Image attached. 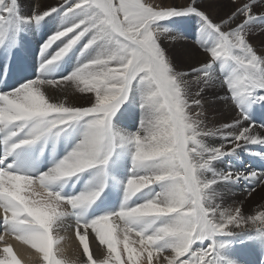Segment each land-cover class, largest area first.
<instances>
[{
  "label": "snow or ice",
  "instance_id": "snow-or-ice-1",
  "mask_svg": "<svg viewBox=\"0 0 264 264\" xmlns=\"http://www.w3.org/2000/svg\"><path fill=\"white\" fill-rule=\"evenodd\" d=\"M257 5L261 6L260 0L233 4L214 20L199 7L198 0L165 8L153 7L146 0H64L61 6H48L24 18L39 23L63 9V15L72 19L41 46V56L46 57L41 72L57 64L85 37L82 54L93 47L97 53L67 77L36 78L0 92V228L41 253L44 264H66L53 251L52 233L70 209L77 215L74 226L83 246V264H97L86 242L89 229L107 248L99 264H141V258L145 264H233L223 254L226 244L217 237L243 229L264 235V210L245 216L239 206H213L210 196L213 186L222 181L243 179L256 186L264 184V172L221 173L213 167L215 161L238 148L264 146V137L251 134L256 123L241 129L249 120L248 108L264 103V51L258 53L249 41L250 26L264 19V11L256 13ZM189 14L201 18V32L213 36L214 43L201 47L206 54L203 61L177 71L160 40L164 35L171 41L182 37L168 36L169 29L160 22ZM15 24L11 4L0 0V45L4 33ZM62 39V46L46 55ZM217 63L222 69L232 66L223 84L237 115L232 123L206 131L191 113L201 102L191 99L190 103L189 85L195 80L207 86ZM58 81L94 94V101L88 107L50 102L42 86ZM134 83L141 89L142 116L137 131L122 132L114 128L112 120L128 100ZM202 91L203 87L196 95ZM76 124L84 129L81 140L47 171L27 174L18 168V158L9 160L18 150L59 137ZM258 126L264 128V124ZM229 129L240 130L234 134ZM217 134L225 143L210 146L205 142V137ZM125 146L132 149V168L120 209L90 221L82 219L83 211L107 186L106 166L114 150ZM251 154L264 159V152ZM89 170L95 175L88 183L94 181L95 187L68 196L54 190L56 183ZM206 173H211V178ZM151 185L160 190L152 192ZM143 189L150 190V198L138 204L130 202ZM3 239L0 235V241ZM0 252V264H22L11 245Z\"/></svg>",
  "mask_w": 264,
  "mask_h": 264
},
{
  "label": "bare ground",
  "instance_id": "bare-ground-1",
  "mask_svg": "<svg viewBox=\"0 0 264 264\" xmlns=\"http://www.w3.org/2000/svg\"><path fill=\"white\" fill-rule=\"evenodd\" d=\"M36 1L37 3H35L36 6H34V9L30 10L29 12L27 11V13L25 10L22 9L23 11H21L22 13L21 16H19L18 13L16 15L15 11L17 10L14 11V14L16 16V24L12 26L11 28H9L6 31V33H4V39L5 37H7V35H11V34L14 36L18 34L20 35L18 38L14 39V42L5 43L0 46V77L12 71L13 73H15V75H17V73H25V72L29 73L30 77L28 79H25L24 82L30 81L36 78H42L45 80H48V79L57 80L61 77H67L69 73L72 72V69L74 67L79 66L80 63L77 64L76 56L81 55L82 59L86 56L87 58H89L88 60H90L97 53V49L93 47V48L88 49L82 54L81 50L83 48V45L87 42V39H88V37H85L80 42H78L70 50V52L62 60H60L57 64L50 66L49 68L41 72L40 66H41L43 59H45L46 57L39 56L36 50L37 48L27 49L25 47L20 46L19 43H17L18 40L24 39L22 41L27 42L26 39L29 38L30 40L29 43L34 44L37 47H41L43 43L49 39L50 36H52L57 31L61 30L63 27L65 28L69 26L72 23V19L70 17H65L63 15V9H61L60 11L54 12L50 16L45 17L39 23L27 22L24 18L32 16L33 11L39 12L42 10H46V6H47L46 3L49 0H36ZM50 1H52V4H54L56 3L57 0H50ZM220 2L226 5L228 4L233 5V4H241L245 2V0H221ZM53 6H58V5H53ZM260 7H263V6H260ZM209 13H212V12H209ZM259 13L260 12H258V14ZM174 30L181 31L178 27H176ZM170 34H175V33H170ZM170 34H168V36ZM193 36L194 35H192V38ZM211 43H214V37L211 36L210 34H205L204 40L200 41L199 44H197L199 45L200 51L196 49V53H197L196 55L194 56L190 55V57L185 58L184 68L188 70L191 66L203 61L206 57V54L201 50V47L203 45L211 44ZM62 44L63 42H60V40L56 41L50 48L51 50L49 52L50 53L55 52L58 47L62 46ZM253 47L255 48L254 44H253ZM182 49L181 51H184V48ZM262 49L263 48H261V51ZM187 51L188 50H186V52ZM231 69L232 68H225L224 72L228 73L229 71H231ZM222 70L223 69L221 68L220 73ZM192 75H195V74H192ZM218 81L219 80L216 75V67H214V78L208 82L207 88H203V91L205 93V94L202 93L203 96L196 95V93L200 90V88L204 86L203 82H196L195 80H193L192 82V84H194V87H195V92L192 95H190V103H191V99H199L201 104L200 106H193V108L191 109V113L194 116V118H197L201 121V128L206 131L215 130L217 128H222L224 124L232 123L233 119L237 115L236 106L230 99L227 87L223 84V81L221 83H219ZM61 82L62 81L58 82L56 85L42 86V91L45 93L46 98H48L50 102L65 103L66 105L76 106V107H88L90 106V101H94V94L82 93L85 97H87L85 100H88V101L84 102L85 101L84 100L83 102H81L80 97H79V91L74 90L73 87H70V86H61L60 85ZM140 102H141V89L139 85L134 83L132 86L131 93L128 97V100L121 106V108L117 111V113L115 114L112 120V124L115 129L117 128V130H120L122 132H125L123 130L125 129L126 132L128 131L129 133L137 131L140 120H141V116H142ZM127 113H134L136 115L130 114L133 117L132 120L131 119L127 120L121 123L122 126L120 125V127H115V123L118 121L119 114H121V116H125ZM196 113H199L200 115L196 116ZM248 116H249V120L244 121L242 123L241 129L243 127H248L249 123L254 122L257 124V126H254L252 128L251 134L260 135L264 137V128H260L258 126L259 124H264V103L252 104L248 108ZM83 130L84 129L81 124H76L68 128L59 137H49L47 140L53 141V142H57V141L60 142L61 158H63L81 140ZM239 130L240 129H229L227 131L232 132L234 134H238ZM204 139H205V142L209 144L210 146H219L220 144L225 143V141H223L220 138L219 134H217L216 136H208V137H205ZM227 147H230V145H228ZM227 147H226V150H227ZM252 152H264V146L247 145V146L238 148L234 154L227 155L223 157L222 159L215 161L213 164V167L215 168L217 172H221V173L223 172H233V173L245 172L247 173L250 171L264 172V159H261L259 156H256V155H252L251 154ZM131 168H132L131 146L117 147L114 150V153L111 156L106 166L108 180H107V186L105 187L107 189V193L110 195V197H112L113 203L116 206V210L114 212L120 209L122 202H123V197L125 195V189L122 187V185H119L118 183L125 185L126 180L130 176ZM94 175H95L94 170L86 171L85 173L79 175L78 177H72L70 179H67L66 181L56 183L54 185V189L57 191H60L63 184L71 180L72 181L71 183L73 184V186L75 185L79 186V191L76 193L78 194L81 191L86 190V187L88 188L95 187L94 181L92 184L88 183L90 180H92V177ZM211 175H212L211 173H206L207 178H211ZM68 184L69 183H67L66 185ZM151 187H152L151 189L152 192L160 190L158 185H151ZM247 187L251 188V187H257V186L255 183H252L250 181L243 180V179L239 181H235V182L233 181L219 182L213 186V190L210 196L211 203L213 206H215L219 204L218 199L234 197V199L229 202L227 209H230L233 206H237L238 204L236 203L238 202L237 201L238 197L240 199H244L249 195V192H247L248 191ZM222 189L224 190L226 189V190L224 191ZM36 191H41V189H39V187H36ZM150 195L151 193L149 189H143L140 193H137L132 198V201L130 202H134L137 204L141 203L143 202L142 199L145 200L147 198H150ZM221 196H224V197H221ZM93 207H95V204H93L92 207H90V210ZM262 210H264V199L261 201L258 200L256 209L250 212H247L244 215L245 216L254 215L256 214V212L262 211ZM84 211H83V216H84ZM83 216H82V219H83ZM2 217H3V210L0 209V220H2ZM64 220L68 222L71 225V229L76 232L74 225L76 223L77 218L73 220L69 212H66L65 215H63L57 221V224L54 227L52 235L54 236V234L56 235L57 233L61 235L59 237L55 236L57 240L53 239L56 241L54 242L53 246H55L56 244L58 245L60 239L67 237L66 233H68L67 232L68 227L64 226ZM0 235H3L4 237V239L0 241V245H2L3 243H5L4 245H11L16 256L21 260L22 264H31V262L33 263L32 259H33L34 253H31L30 245H28V247L22 246L21 244H23V242L16 239L14 234L0 233ZM7 238H10V240L3 242ZM217 240L220 243L226 244V247L223 249L224 256L227 254L228 255L233 254L235 258V255H236L235 260L237 262H235L234 260H231L233 264H263L264 235H260L256 233L255 230L253 229L236 230L234 235H222V236L217 237ZM86 242L89 244V248L93 252L94 258L97 260V264H99V262L102 261L107 255L106 246L100 245L99 240L96 237L94 232L89 233V235L86 238ZM3 247L4 246H0V248H3ZM122 247L123 245L121 243L120 248L122 249ZM234 250L236 251L235 255H234ZM79 253L80 255L78 256V259L75 257L77 259L75 262L73 261L74 257L71 256L72 254H69V262H66V263L67 264H83V261L85 259L83 255V247L80 248ZM39 264H44V262L42 261V263H39ZM141 264H145V261L143 258H141Z\"/></svg>",
  "mask_w": 264,
  "mask_h": 264
},
{
  "label": "rangeland",
  "instance_id": "rangeland-1",
  "mask_svg": "<svg viewBox=\"0 0 264 264\" xmlns=\"http://www.w3.org/2000/svg\"><path fill=\"white\" fill-rule=\"evenodd\" d=\"M220 1L221 0H198V4H199V7L201 9H203L205 12H207V13H209V12L213 13L214 12L213 13L214 15L212 13H209L208 15H210V18H212V19L215 18V20H218L219 17L224 16L225 12L228 11V8L232 5V4L226 5V4H224V3L220 2ZM263 1L264 0H260V4L262 3L261 6L264 7V2ZM146 2L147 3H151L153 5V7L165 8V7H180V6H183L185 4L187 5L188 3L191 2V0H179V1L178 0H146ZM245 2H247V1L245 0ZM8 3H10L12 5L11 7H13L14 11L17 10V11H15L16 15L18 13V15L21 16V14H22L21 11L25 10L26 13H27V11L29 12L30 10H33L34 6H36L35 3H37V1L36 0H9ZM63 3H64V0H57L56 3L52 4V1L49 0L46 3V5H47L46 7L53 6V5L61 6V5H63ZM254 7L257 8L255 10L257 14H258V12H261L262 10L264 11L263 7H259L258 5L254 6ZM211 8H213V9H211ZM260 9H262V10H260ZM195 16L196 15H194V14L179 15V16H174V17H171L169 19H166V20L160 22L163 26H165L167 29H169V32L167 33V35L170 34V33H175V34H170L169 36H171V35L172 36H176V34H177V35L181 36L182 39H183V40L182 39H180V40L178 39L177 41L175 40V41H171L170 42V39L166 35H164V36L161 37V40H160V43H161L160 46L164 49L165 54H166L167 57L170 55L168 58L171 60L172 67L175 68L177 71H181V70H185L186 71V68H184L185 67L184 66L185 58L190 57V55H192V56L196 55L197 54L196 53V49L200 51L199 45H197V44H199L200 41H203L204 37H205V34L201 32V26H202L201 21L202 20H201V18L198 15L196 17ZM173 24L176 25V26H174ZM176 27H178L181 31L174 30ZM19 35L20 34L15 35V36L12 35V34L11 35H7V37H5V39H4L3 44L14 42V39L18 38ZM192 35H194L195 38H194V36L192 38ZM201 36H202V38H201ZM64 39H66V38H64ZM22 40H24V39H22ZM22 40H18V42H17V43H19L20 46L25 47L27 49H32V48L35 49V48H37L36 49L37 53H38L39 56H41V52H40L41 47H37L36 45L29 43V41H30L29 38L26 39L27 42H24ZM249 41H250V43L255 45V48L257 49L258 53L261 51V48H263L262 51H264V19L257 20L256 22H254L250 26ZM60 42H64V40L62 39V40H60ZM195 45H197V46H195ZM182 48H184V51H181ZM50 50L51 49L48 50V53L46 55H51V53L49 52ZM186 50H188V51L186 52ZM176 51H178V52H176ZM76 59H77V64L78 63L82 64L83 62L88 61L89 58H87L85 56L82 59L81 55H78V56H76ZM175 63H177V64H175ZM214 67H216V75L218 77V80H219L218 82L219 83H221L223 81V79H224V76L227 75V73L224 72V69L225 68H232L231 65H227V66H225V68L220 73L221 65L219 63H217V65H215ZM76 68H77V66L72 69V72ZM58 82H60V81H58ZM60 85L61 86H70V87H73L74 90H78L75 87V85L71 84L70 82H61ZM202 87L203 88H207L208 84H207V86H202ZM194 92H195V87H194V84L191 83L189 85V93H190V95H192ZM202 93L205 94L204 91H202V92H200L201 96H203ZM79 97H80V101L81 102H83L87 98L80 92H79ZM87 101L88 100H85L84 102H87ZM130 114L136 115L134 113H127L125 116H121V114H119L118 121L115 123V127H120V125L122 126L121 123H123V122H125L127 120H130V119L132 120L133 117ZM123 130L126 132L125 129H123ZM118 184L122 185V187L125 189V185L124 184H120V183H118ZM252 188L253 187L248 188L247 192H249V195L246 198L240 199L238 197V199H237L238 202L236 204H238L237 206L242 207V211H243L244 214L247 213V212H250L252 210H255L256 206H257V203H258V200L261 201V200L264 199V184L257 185L256 188H258V189H255V191L250 192V190ZM222 190H224V189H222ZM221 197H224V196H221ZM233 199H234V197H227V198H224V199H218V203H219L218 205L219 206L221 205L220 208L222 207L223 209H227L229 202L232 201ZM142 201H144V200L142 199ZM227 201H228V203H227ZM251 201H253V202H251ZM237 206H233L230 209H233L234 207H237ZM113 222L117 223V224L120 223V221H113ZM64 226L68 227V229H67L68 233H66L67 237H64V238L60 239L58 245L56 244L55 246H53V251H54V253L56 252L55 253L56 256L58 255L57 258L62 259L64 261H66V262H69V254H72L71 256L74 257L73 261L75 262L78 259V256L80 255L79 250L83 246L80 243V240H79V238L77 236V233L74 230L71 229V225L68 222H66L65 220H64ZM1 230H2V228H1ZM1 230H0V233H5L3 230L2 231ZM88 231H89V233H93L91 231V229H89ZM82 233H83V230H81V234ZM60 235L61 234H59V233H57L56 235L54 234V236H53L54 238L53 239L57 240V238L55 236L59 237ZM7 240H10V238L5 239L3 242H5ZM54 242H56V241L54 240ZM4 244L5 243H3L0 246H5ZM21 245L28 247V244H25V243H23ZM30 248H31V253H34V256H33V259H32L33 263L31 262V264L42 263V261H43L42 254L37 252L36 250H34L32 247H30ZM0 249H2V248H0ZM0 254H2V252H0ZM235 254H236V251L234 250V255ZM225 256L230 261L234 260L235 262H237L235 260L236 255H235V258L233 256V254H229V255L227 254Z\"/></svg>",
  "mask_w": 264,
  "mask_h": 264
}]
</instances>
